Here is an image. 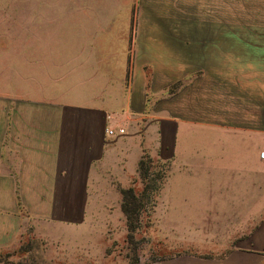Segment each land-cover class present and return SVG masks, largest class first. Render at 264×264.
Returning a JSON list of instances; mask_svg holds the SVG:
<instances>
[{"label": "crops", "instance_id": "crops-1", "mask_svg": "<svg viewBox=\"0 0 264 264\" xmlns=\"http://www.w3.org/2000/svg\"><path fill=\"white\" fill-rule=\"evenodd\" d=\"M109 42L118 41L83 44ZM117 47L50 58L34 81L26 76L24 97L5 105L0 213L56 224L109 204L123 214L119 188L135 187L146 152L168 163L152 212L155 232L175 247L153 264H264V132L242 140V132L256 137L255 124L242 128L219 112L211 120L196 92L160 95L143 64L128 69L127 49ZM191 125L203 132L187 133Z\"/></svg>", "mask_w": 264, "mask_h": 264}, {"label": "rangeland", "instance_id": "rangeland-1", "mask_svg": "<svg viewBox=\"0 0 264 264\" xmlns=\"http://www.w3.org/2000/svg\"><path fill=\"white\" fill-rule=\"evenodd\" d=\"M112 38L116 46L83 44ZM117 46L127 49L128 69L130 61L143 64L160 95L196 92L211 120L219 112L242 128L250 122L256 137L242 132V140L263 138L264 0H0V117L50 58ZM133 184L141 187L136 177ZM152 209L131 240L114 204L79 223L0 213V264H153L175 247L155 232Z\"/></svg>", "mask_w": 264, "mask_h": 264}, {"label": "trees", "instance_id": "trees-1", "mask_svg": "<svg viewBox=\"0 0 264 264\" xmlns=\"http://www.w3.org/2000/svg\"><path fill=\"white\" fill-rule=\"evenodd\" d=\"M158 161L155 162L148 153H143L137 167L141 187L137 189L134 186L119 188L121 194L120 208L124 214L127 237L130 240L141 225L143 213L148 217L153 208L154 195L166 176L167 166L165 162L161 161L162 166H158ZM150 169L152 170L150 171Z\"/></svg>", "mask_w": 264, "mask_h": 264}, {"label": "built area", "instance_id": "built-area-1", "mask_svg": "<svg viewBox=\"0 0 264 264\" xmlns=\"http://www.w3.org/2000/svg\"><path fill=\"white\" fill-rule=\"evenodd\" d=\"M107 132L111 135H116V134H120L123 132V128L121 127H118L116 129L114 128H108L107 129ZM258 156L261 160L264 161V148H261L259 151H258Z\"/></svg>", "mask_w": 264, "mask_h": 264}]
</instances>
